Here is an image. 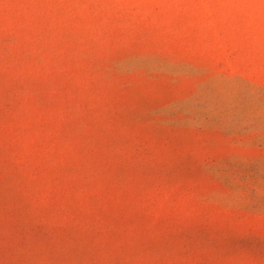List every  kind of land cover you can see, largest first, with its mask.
Wrapping results in <instances>:
<instances>
[{"label":"rangeland","instance_id":"1","mask_svg":"<svg viewBox=\"0 0 264 264\" xmlns=\"http://www.w3.org/2000/svg\"><path fill=\"white\" fill-rule=\"evenodd\" d=\"M0 264H264V0H0Z\"/></svg>","mask_w":264,"mask_h":264}]
</instances>
